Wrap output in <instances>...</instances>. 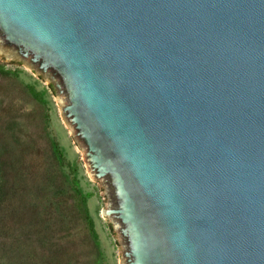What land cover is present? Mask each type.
Masks as SVG:
<instances>
[{
  "label": "water",
  "instance_id": "obj_1",
  "mask_svg": "<svg viewBox=\"0 0 264 264\" xmlns=\"http://www.w3.org/2000/svg\"><path fill=\"white\" fill-rule=\"evenodd\" d=\"M111 189L123 264H264V0H0Z\"/></svg>",
  "mask_w": 264,
  "mask_h": 264
},
{
  "label": "trees",
  "instance_id": "obj_2",
  "mask_svg": "<svg viewBox=\"0 0 264 264\" xmlns=\"http://www.w3.org/2000/svg\"><path fill=\"white\" fill-rule=\"evenodd\" d=\"M15 73L0 65V89ZM0 110V264H100L88 197L59 143L47 127L25 131L12 105Z\"/></svg>",
  "mask_w": 264,
  "mask_h": 264
},
{
  "label": "rangeland",
  "instance_id": "obj_3",
  "mask_svg": "<svg viewBox=\"0 0 264 264\" xmlns=\"http://www.w3.org/2000/svg\"><path fill=\"white\" fill-rule=\"evenodd\" d=\"M0 65L16 72L12 74L13 87H8L5 92L6 85L1 84L0 101L14 107L20 126L28 133L47 127L59 143L66 162L76 170L75 176L88 197L89 212L99 236L100 264H123L126 246L119 231L120 224L103 213L113 204L111 189L103 179L95 178L89 169L85 147L75 136V129L63 112V105L67 102L65 95L58 92L47 73L30 66L11 48L0 45Z\"/></svg>",
  "mask_w": 264,
  "mask_h": 264
}]
</instances>
